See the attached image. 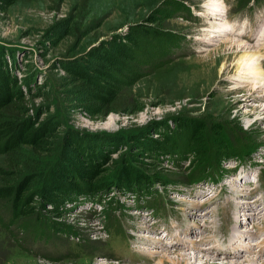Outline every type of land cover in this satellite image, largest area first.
I'll use <instances>...</instances> for the list:
<instances>
[{
    "label": "rangeland",
    "instance_id": "1",
    "mask_svg": "<svg viewBox=\"0 0 264 264\" xmlns=\"http://www.w3.org/2000/svg\"><path fill=\"white\" fill-rule=\"evenodd\" d=\"M172 1L174 0H17L10 7H5L6 4L0 1V49L5 52L9 71L19 84H25L26 77L30 79L28 86L31 95L27 99L33 107L29 114L36 116L41 111V120L52 114L59 116L62 121L58 136L66 143L63 142L62 145L59 140L52 161L60 159L57 155L59 152L61 159L72 158L71 151L75 152L77 148L67 145V142L73 132L85 140L88 146L87 136L96 138V135L132 133L139 139L155 125H159L163 126V131H167L165 137L169 136L180 144V149L172 150L174 153L147 151L133 141L136 138L134 136L131 137L133 140H127L122 147L118 145L112 149L115 152L111 155L104 150L107 168L113 169L111 173L116 171L113 161H119L122 155H126L134 166L144 169L147 174L160 172L188 175L200 162L185 144L187 139L184 127L177 128L180 118L208 119L212 124H224L230 133L232 145L238 147L236 152L248 149V159L253 161H248L245 167L241 166L235 171L232 169L237 162L232 157L225 162L224 167L228 170L221 173L224 176L222 180L216 181L217 184L208 180L199 181L190 187L156 183L157 188L166 190L163 189V193L154 194L151 198H142L141 201L131 196L134 192L114 187L108 190V196L103 193L102 197L89 198L82 194L69 198L59 205L58 212H51L52 208L48 203L41 206L40 198L35 195L37 188L43 185L45 189L48 185L46 182L51 173L47 171L46 175L37 177L31 184V195L36 197L31 205L38 214L22 217L13 224H8L12 220V209L0 199V264H122L113 258H119L128 264H150L148 257L153 260V264H171L170 260L177 258V254H182L184 250L166 247L173 252L168 253L169 259L165 258L164 263L158 261L161 256H165L163 247L175 243L171 242L174 239L172 235L181 232L184 234L182 240L191 239L192 232L188 233L191 224H195L197 229L205 221L202 218L207 216L212 224L209 227L213 228L212 232L205 231V234L215 235L218 239L225 238L232 231L235 221H245L249 213L252 216L258 207L255 204L257 199V203L264 201V182L262 187L259 181V192L255 189L258 183L243 182L248 173L250 177L253 171V177L257 179L260 169L264 170V89L251 90V86L259 84L254 80L240 82L242 56L246 52L249 54L248 52L260 51L258 59L262 60L264 57V39L258 38L264 35L261 34L262 31L264 33V4L252 7L249 5L235 12L249 0H184L182 3L181 0H176L175 7L170 3ZM215 9L223 14L219 11V14H210ZM223 15V23H227L229 28L222 27L223 25L220 27L216 23L223 19ZM219 28L226 30L219 31ZM135 29L143 33L139 42L147 56L144 60L128 64L133 67L132 70L143 73L140 75L147 80L149 86L143 91L147 97L133 105L140 109L139 112L133 115L104 113L102 108L105 106L85 100L86 97L83 98V92L78 87L73 86L70 90L62 87V83L69 77L68 72L63 69L65 49L71 52L72 58L81 61V58L97 53L102 46L111 45L113 37L125 35ZM238 31L243 33L241 37L235 34ZM246 31L251 32L250 35L254 33L253 36H257V42L261 46L239 48V44L230 42L233 39L244 41L242 37L248 34ZM175 34L184 39L173 48L167 39L173 38ZM247 44L250 45L249 42ZM87 60L92 64L96 62L95 58ZM161 62L165 64L150 71L149 66ZM82 63L88 64L85 61ZM111 70H116L124 89L128 81L132 80L133 83L136 79L125 67L119 70L111 67ZM35 84L44 87L42 92H38ZM122 97L127 98L129 103L135 99L134 95ZM46 107L50 109L49 112L42 113ZM154 136L157 137L158 134L154 133ZM92 150H87L86 153L91 154ZM11 159V155H0V169L11 170ZM79 159L83 162L80 157ZM22 170L26 172L28 169ZM243 170L241 176L246 177L239 180L241 185L231 184L233 176ZM13 173L8 179L15 181L23 176L19 172ZM6 179L0 175V185ZM243 188L251 193L245 198H238ZM210 191L215 192L216 197ZM213 197L215 198L211 203L203 204ZM164 198L169 201V207L164 215L154 211L152 215L156 220L152 224V221H147L151 219L147 216L152 212V202ZM244 200L248 201L247 204L254 203L255 210L243 207L241 201ZM235 210L238 214L237 211L233 213ZM140 212L141 216L138 214ZM205 212L211 213L210 216ZM112 215H116L125 234L131 236L130 244L127 240L119 241L115 233H110L106 227L107 219ZM136 215L140 217L137 218ZM248 221L244 223H249ZM251 221L249 225L243 224V227L249 226L245 228L258 231V228H252L253 224H258L261 232H264V222L256 216L251 217ZM175 225H178V229ZM41 231L42 238L32 236V233ZM44 232L49 238H45ZM143 234L149 235H145L147 238L139 236ZM193 234H197V231H193ZM152 235H160L158 237H162V240L159 241L164 243H157ZM141 240L147 242L142 243ZM254 240L251 237L250 241ZM240 241L245 244L248 242L245 241V236ZM80 242L85 245L87 252L82 256H69L68 253L72 252L73 247L77 250ZM221 243L223 242L220 240L214 244L223 254L225 244ZM200 246L202 245L199 244ZM130 247L138 256L133 257ZM234 247V244L229 247L230 253L236 250ZM195 252L201 257L213 259L216 264H232V260H236H223L224 257H212L208 252L211 256L201 251H190L191 254ZM247 254L250 253L245 255ZM248 260L250 259L243 258L236 263L250 264Z\"/></svg>",
    "mask_w": 264,
    "mask_h": 264
},
{
    "label": "trees",
    "instance_id": "2",
    "mask_svg": "<svg viewBox=\"0 0 264 264\" xmlns=\"http://www.w3.org/2000/svg\"><path fill=\"white\" fill-rule=\"evenodd\" d=\"M0 1L6 4L5 7H10L17 0ZM175 1L170 2L172 6L176 5ZM183 1L181 0V3ZM251 1L245 2L246 4L239 9L248 7ZM254 2L262 4L264 0H254ZM141 37H143V33L139 29L131 30L125 35H117L116 38H112L111 45L102 46L97 53H91L86 58H81V61L72 58L71 52L65 49L63 69L68 72L69 77L66 82L62 83V87H66L68 90L73 86L78 87L79 91L83 92V98L86 97L85 100L104 105L105 107L102 108L104 113L116 112L133 115L139 112L140 109L134 108L133 105L147 97L143 91L149 86L147 80L140 75L143 73L139 74L138 71L132 70L133 67L128 63L144 60L143 58L147 56L145 50L140 47ZM183 39L184 37L179 38L175 34L173 38L167 39V42L170 47L175 48ZM87 58H95L96 62L92 64ZM84 61L90 65L82 63ZM162 64L165 62L149 66L150 71ZM111 67L118 70L125 67L129 70V74L134 75L136 79L133 83L132 80L128 81L126 89H124L119 75L116 70H111ZM24 81H26L25 84H19V81L12 76L8 68L6 54L0 49V155L12 156L9 162L11 170L0 169V175L4 180L7 178L3 185H0V199L11 207L13 213L12 220L8 221V224H13L22 217L38 214L36 208L31 205L35 195L40 198L41 206L46 203L50 204L51 212H58L59 205L69 198H75L82 194L89 198L102 197L103 193L108 196V190L114 187L134 192L140 198H151L152 195L160 193V188L156 187V183L192 185L207 179L218 181L224 176H221V173L228 170L224 167L226 161L232 157L241 160L249 158V155L246 154L248 149L236 152L238 147L235 148L232 145L229 140L230 133L227 132L224 124L217 122L212 124L211 121H207L208 119L180 118L177 128L184 127V135L187 139L185 144L200 162L188 175L162 174L160 172L147 174L144 169L134 166L126 155H122L119 161H113L116 171L111 173L113 169H108L106 166L108 161H105L107 155L104 154V150L108 155L113 154L115 151L112 152V149L118 145L122 147L127 140L136 136L132 133H120L114 136L96 135V138L87 136L85 138L89 144L86 146L85 140L77 137L76 132H73L69 135V142H67V145L77 148L75 152L71 151L72 158L61 159L59 152L57 155L60 159L57 158L53 162L52 159L60 140L58 135L62 121L59 116L52 114L41 120V111L36 116L29 114L33 107V105L30 106L29 99H27V96L31 95L28 86L31 82L28 77ZM37 85L34 86L38 87V92H42L44 87ZM124 95L127 97L134 95V102H127V98L122 97ZM49 110L46 107L42 113L49 112ZM166 132L163 131V126L155 125L142 138L138 139L136 136L135 140H131L138 142L140 147H144L147 151L174 153L172 150L178 149L181 145L169 136L166 138ZM154 133L158 136L155 137ZM56 136H58L57 141L55 140ZM161 137L163 138L161 139ZM62 139L60 141L63 145V142L66 143V141ZM93 147L94 150H92ZM87 150L93 152L87 154ZM79 157L83 162L90 161V163L81 162ZM23 168L28 169V172H24ZM215 168L218 170H214ZM57 169L58 171L55 172ZM47 171L51 173V177L46 182L48 185L45 189L41 185L37 188L36 194L31 195L33 194L32 182L37 177L46 175ZM13 172H19L23 176L15 181L11 178L8 179L10 175L14 174ZM82 178L87 181L85 182ZM29 196L31 197L29 198ZM157 202V200L153 201L152 205L153 203L157 205ZM58 215L60 214L58 213ZM108 219L111 221V226L114 224L113 221H116L115 228L120 229L119 220L115 216H109ZM51 230L52 233H55L54 229ZM42 232L32 233V236L39 238ZM44 235L47 233L44 232ZM77 256H82V254H75V257Z\"/></svg>",
    "mask_w": 264,
    "mask_h": 264
},
{
    "label": "bare ground",
    "instance_id": "3",
    "mask_svg": "<svg viewBox=\"0 0 264 264\" xmlns=\"http://www.w3.org/2000/svg\"><path fill=\"white\" fill-rule=\"evenodd\" d=\"M218 11L219 10L215 9L214 12H211L210 14H213V13L214 14L222 13L221 11H219V13H218ZM224 19H225V16L223 17V19H220L221 21L218 20L220 22L216 21V23H218L220 27L222 25H223L222 27L228 26L227 23H225V24L223 23L225 21ZM260 19H262V18H260ZM212 27H213V25H212ZM228 28H229V26H228ZM211 29H213V28H211ZM216 30H217V28H216ZM218 30L219 31L220 30L222 31V30H226V29L225 28H219ZM210 32H211V30H210ZM229 32H231V31H229ZM245 33H248V32L246 31ZM250 33H248V34H246L245 36L242 37L244 39V41L243 40H236V39H233L231 41L229 40V41L232 42V44H236V43L239 44L238 45L239 48L246 47V48L250 49V48L257 47L259 45L261 46V43L257 42V41H259V40H257V36H253L254 33L252 35H250ZM235 34L236 35H239L241 37V35L243 33H240V31H238V32H235ZM261 34H264L263 31L261 32ZM258 38L259 39H264V35H262V36H260ZM246 41L249 42L250 45H248ZM259 52L260 51H256V52H253V53L248 52L249 54H247V52H246V54L244 53L245 55L242 56L243 59H242V62L240 63V66L242 65L241 66L242 69L240 70V74L241 75L239 74L240 75V79H241L240 82H242V83H247L249 80L250 81L251 80L252 81L254 80L253 82H259V84L256 83V85H253L250 88L251 90H256V91H259V90L264 89L263 88L264 87V63H262V60H264V57H263L262 60L260 59L261 60V63H262L261 64L260 63V60L258 59L259 58V55H260ZM263 96H264V92H263ZM248 174L246 175L247 176V179L245 181H247L248 178H249V175ZM245 177H244V175L241 176L240 174L236 175L235 177L233 176V179L231 181V184H235V183L237 184L238 182H240L239 180L241 178H245ZM245 181H243V182H245ZM245 183H248V182H245ZM239 184L241 185V183H238L237 185L239 186ZM239 190H241V189H239ZM246 190H247V188H246ZM246 190H244V188H243L242 189L243 192L241 194H239L238 198H241V197L242 198H245L247 194L251 193L248 190H247V192H244ZM233 200H234V198H233ZM246 202H248V201L247 200H244L243 202L241 201L242 206L243 205L246 206V209H249V208L252 207L253 208L252 211H254L255 209L256 210H255L254 213H252V216L250 215V213H249V216L248 217H245L244 216L245 219L246 220H249L248 222L251 223L252 222L251 221V217H253V216L255 217L256 216L257 219H259L260 221L264 222V204H263V202L257 203V202H259V199H257L256 200V203H255L261 209H257L258 207L254 209V207H253V205H255L254 203H252V204L251 203H248L247 204ZM236 211L237 210H235L233 213H235ZM243 211H245V210H243ZM206 213L209 216L211 214L209 212H205V214ZM138 214H140V216L142 215L141 212L138 213ZM237 214H238V211H237ZM212 215H214V214L212 213ZM140 216L137 217V215H136L137 218H139ZM147 217L151 218L150 217V214H148ZM206 217L205 218H202L205 221L202 224H200V226H197V229L195 227V224H191V226L189 227V232H188V233H191L192 232L191 233V236H190L191 239L185 238V239L182 240V236L184 234L181 233V232H178V233L176 232L177 234L176 235H173V238L174 239L171 240V242L174 241L175 243L172 244V245L165 243V244H167V245H165V248L163 247V250L166 251L165 256H161L160 259L158 258L159 259L158 262L159 263H164L165 262V258H168L167 257L168 253H170V252L172 253L173 252V250H168L166 248V247H168V248H174V249L176 248L177 250L178 249L179 250H184L182 252V254H180V253L177 254V258H174V259H171L170 260L171 264H173V263H175V264H216L214 261H212L213 259H208L205 256L201 257L200 254H197L196 252L193 253V254H191L190 251L196 250L197 252L201 251V253L202 252L203 253H206L208 256H211L212 255V257H215V256H219L220 257L222 255L221 252H220L221 250H219V247L216 244H214V243L219 242L221 240L225 244V249H224V253H223L225 255L224 258H229V261L232 258H236V260H232V264H235L237 261H240L243 258L250 259V260H248L250 262V264H264V232L263 233L261 232V227H259L258 224H256L257 226L255 224H253V226H252L253 229L258 228V231L257 230L251 231L249 229H246L247 227L249 228V226H247V227L245 226L246 228L243 227V224H245V225L248 224L249 225V223H247V222L244 223L246 220L245 221L244 220H241V222L235 221V225L231 228L232 231H230L229 235L227 237L225 236V238L218 239L215 235H208V234L206 235L205 234V231H207V233L209 232V230H210V232H212V228H213V226L209 227V224H211V221H210L209 218H206ZM199 218H201V217H199ZM225 219H226V217H225ZM213 220H215V219H213ZM148 226L150 227L151 226V223ZM203 227L205 228V230H203ZM193 231H197V234H193ZM185 234H187V233H185ZM145 235H149V234H143V235H139V236H142V237L147 238ZM152 236H153L154 239H156L158 241L157 243H164L163 241L162 242L159 241V240H162V237H158L156 235H152ZM242 236H245V241H248L247 244H245V243H243V242L240 241L241 238H242ZM251 237H254L255 240L254 241H250L251 240ZM189 240H190V242H189ZM141 242L142 243H146L147 240H144V242L141 240ZM223 243H221V244H223ZM199 244L202 245V246L199 247ZM203 244H207V245L205 246ZM233 244L235 245L234 248H236V250L230 253L229 252V247H231ZM222 249H223V247H222ZM157 252H159V250ZM207 252L208 253H211V255H209ZM246 253H250V254L245 255ZM239 257H241V258H239ZM148 259L151 260V261H153L150 257H148ZM151 261H150V264H153V263H151ZM236 264H238V263H236ZM241 264H243V263H241Z\"/></svg>",
    "mask_w": 264,
    "mask_h": 264
}]
</instances>
